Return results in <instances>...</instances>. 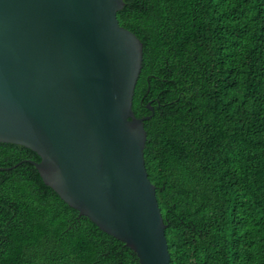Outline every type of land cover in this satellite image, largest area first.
Returning <instances> with one entry per match:
<instances>
[{"label":"trees","instance_id":"1","mask_svg":"<svg viewBox=\"0 0 264 264\" xmlns=\"http://www.w3.org/2000/svg\"><path fill=\"white\" fill-rule=\"evenodd\" d=\"M123 2L170 264H264V0ZM28 160L40 158L0 142V264H140Z\"/></svg>","mask_w":264,"mask_h":264},{"label":"water","instance_id":"2","mask_svg":"<svg viewBox=\"0 0 264 264\" xmlns=\"http://www.w3.org/2000/svg\"><path fill=\"white\" fill-rule=\"evenodd\" d=\"M123 0H0V142L34 151L43 182L129 247L170 264L132 111L143 45ZM153 113V108L148 106Z\"/></svg>","mask_w":264,"mask_h":264}]
</instances>
